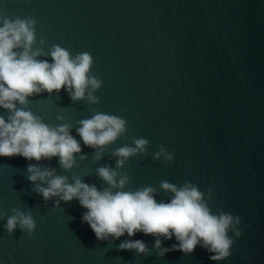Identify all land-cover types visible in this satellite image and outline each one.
<instances>
[{"label":"water","instance_id":"water-1","mask_svg":"<svg viewBox=\"0 0 264 264\" xmlns=\"http://www.w3.org/2000/svg\"><path fill=\"white\" fill-rule=\"evenodd\" d=\"M5 16L35 19L33 49L59 45L72 55L90 53L89 74L102 86L93 92L95 104L72 101L63 87L28 97L26 106L17 103L46 124H70L81 153L67 171L58 157L37 162L0 156V210L6 213L0 218V264H264V0H0ZM37 59L51 62L50 56ZM94 112L126 121V132L99 160L76 132L77 122ZM0 115L7 120L8 111L0 108ZM134 138L149 144L146 155L130 157L117 170L130 178L124 190L153 186L155 199L167 202L160 181L211 188V210L240 217V235L228 233L233 244L226 259L210 260L199 245L190 254L174 250L158 257L154 237L142 232L98 240L81 222L87 210L78 200L54 206L55 198L45 202L27 179L28 164H38L55 168L69 183L76 175L103 189L95 169L115 168L111 153L134 146ZM160 145L171 161L152 159ZM14 207L31 211V234L4 229ZM126 239L143 240L152 251L117 250ZM176 242L162 240L161 247Z\"/></svg>","mask_w":264,"mask_h":264},{"label":"clouds","instance_id":"clouds-1","mask_svg":"<svg viewBox=\"0 0 264 264\" xmlns=\"http://www.w3.org/2000/svg\"><path fill=\"white\" fill-rule=\"evenodd\" d=\"M0 108L8 111L7 120L0 115V156L19 155L26 160L39 162L42 158L51 160L58 157L59 166L65 171L76 163L74 154L81 153L80 143L70 134L71 125L60 123L52 126L42 121L24 107L28 97L42 92L51 94L63 87L72 101L86 99L90 104L98 102L93 92L102 86V81L90 75L93 58L88 52L72 55L70 51L52 45L45 52L42 47L33 49L36 42L35 19L0 17ZM43 45L44 41L40 40ZM50 56L47 59H37ZM57 120L64 117L57 115ZM76 128L85 146L95 152L93 160L102 157L104 148L115 142L126 132V121L118 115L94 112L91 118L81 119ZM134 146L124 145L116 148L110 158H115V168L109 165L97 167L96 175L107 185L103 189L95 184L82 182L73 175L71 183L66 175L57 174L51 166L40 167L28 164L27 179L34 185L33 190L42 195L45 202L55 198L54 206L61 201L70 202L74 198L87 211L83 212L81 222H87L98 240L119 239L125 233L128 237L137 232L154 237L153 249L158 257L167 252L179 250L190 254L199 245L205 249L209 259L220 261L230 255L233 239L240 235V217L229 212L211 210L209 201L212 189L207 192L185 181L176 185L167 180L159 182V189L168 197L167 202L155 199L158 194L153 186H145L134 191L124 190L130 178L127 173L117 171L125 162L137 154H145L149 141L134 138ZM152 155L153 160L161 157L166 162L173 159L163 145ZM80 160L87 159L79 155ZM4 229L12 234L19 228L31 234L36 227L31 211L12 208ZM6 213L0 210V218ZM176 243L161 247L162 240ZM135 250L138 255H148L152 251L143 240L126 239L117 250Z\"/></svg>","mask_w":264,"mask_h":264}]
</instances>
